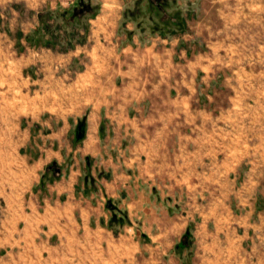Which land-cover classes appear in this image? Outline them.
Returning <instances> with one entry per match:
<instances>
[{"label": "crops", "instance_id": "obj_1", "mask_svg": "<svg viewBox=\"0 0 264 264\" xmlns=\"http://www.w3.org/2000/svg\"><path fill=\"white\" fill-rule=\"evenodd\" d=\"M23 1L29 10L46 0ZM74 2L60 0L63 8ZM94 3L84 42L31 48L27 58V77L41 80L25 97L33 109L17 145L25 163L16 175L33 221L25 232L35 223L56 233L61 248L90 250L97 264H254L255 201L236 189L241 158L218 140L216 116L193 106L192 68L175 63L188 49L171 42L176 33L142 38L127 30L117 0ZM39 11L27 18L34 29ZM52 162L61 175L41 189ZM86 175L95 179L92 191ZM118 212L129 222L116 235L104 223ZM189 229L182 249L191 258L182 262L176 246Z\"/></svg>", "mask_w": 264, "mask_h": 264}, {"label": "rangeland", "instance_id": "obj_2", "mask_svg": "<svg viewBox=\"0 0 264 264\" xmlns=\"http://www.w3.org/2000/svg\"><path fill=\"white\" fill-rule=\"evenodd\" d=\"M117 1L118 22L121 11L141 9L126 29L142 38L155 36L150 33L153 23L146 0ZM157 1L166 13H176L179 22L185 21V28L171 42L177 41L178 49H188L187 57L178 56L175 63L192 68L193 106L216 116L218 130H223L218 140L232 145L241 158V182L236 189L250 193L255 201L256 213L250 218L254 249L250 252L254 264H264V0ZM25 4L23 0H0V264H97L90 250L61 248L56 233L50 235L35 223L32 231L25 232V224L33 221L25 216L27 185L19 172L16 175L25 163L17 145L25 116L33 109L25 97L33 98L41 80L40 74H34L33 80L27 77V58L31 48L42 47H32L26 40L34 29L27 18L39 9L63 7L60 0H46L41 6L39 2L29 10ZM121 33L125 35V30ZM109 221L106 227L120 233L122 226H109ZM176 256L182 262L191 258L184 249ZM125 259L122 264H136L137 259Z\"/></svg>", "mask_w": 264, "mask_h": 264}, {"label": "trees", "instance_id": "obj_3", "mask_svg": "<svg viewBox=\"0 0 264 264\" xmlns=\"http://www.w3.org/2000/svg\"><path fill=\"white\" fill-rule=\"evenodd\" d=\"M148 5V11L151 12L150 21L153 23L150 26V33H158L160 35L175 34L177 31H182L185 27L184 22L180 21L176 13H166L165 6L160 4L157 0H146ZM99 4L92 2V0H75L70 7H59L57 10L54 9H43L39 11L38 16V26L33 30L30 35H26V40L28 43L34 46L41 45L42 47H50L56 49L57 51H65L72 49L76 44L84 42L85 33L88 28L87 20L93 18L98 14ZM140 10L137 9L135 12L129 9L122 12L124 18V24L128 21H136L137 17L140 16ZM158 20H154L156 17ZM155 21V22H154ZM162 25V27L159 26ZM140 30V27L138 26ZM141 31V30H140ZM131 33V32H129ZM21 34H18L20 36ZM130 35V34H129ZM60 165L56 162L50 163L44 169L39 186L41 189L49 184L53 180L59 178ZM85 181L88 184L90 191L94 190L95 179L88 175L85 176ZM79 188V187H78ZM87 190L85 191V193ZM107 207L110 209H115L111 203V200L107 201ZM119 213V212H118ZM109 221V226L118 224L122 226L124 223H128V217L125 212L114 213ZM190 230H187L181 238V241L176 246V251L182 249L183 247H189L190 241Z\"/></svg>", "mask_w": 264, "mask_h": 264}]
</instances>
